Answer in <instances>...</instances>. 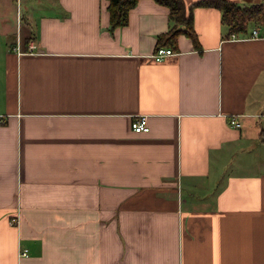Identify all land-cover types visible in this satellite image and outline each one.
I'll list each match as a JSON object with an SVG mask.
<instances>
[{"label":"crops","instance_id":"crops-1","mask_svg":"<svg viewBox=\"0 0 264 264\" xmlns=\"http://www.w3.org/2000/svg\"><path fill=\"white\" fill-rule=\"evenodd\" d=\"M107 6L0 4V264H264V29L197 7L155 63L168 9Z\"/></svg>","mask_w":264,"mask_h":264},{"label":"trees","instance_id":"trees-1","mask_svg":"<svg viewBox=\"0 0 264 264\" xmlns=\"http://www.w3.org/2000/svg\"><path fill=\"white\" fill-rule=\"evenodd\" d=\"M109 14V32L127 25L129 12L139 0H106ZM168 9L171 27L156 37V48L177 49V39L186 35L197 48L193 28V10L197 7L215 8L221 12V21L228 28L226 37L232 34L246 36L251 27L264 29V0L255 4H238L227 0H203L186 6L183 0H152ZM27 41L25 45H27Z\"/></svg>","mask_w":264,"mask_h":264},{"label":"built area","instance_id":"built-area-1","mask_svg":"<svg viewBox=\"0 0 264 264\" xmlns=\"http://www.w3.org/2000/svg\"><path fill=\"white\" fill-rule=\"evenodd\" d=\"M236 34H232L230 35V38L232 40H243V39H257L259 38V34H258V30L255 29L251 32L250 37H236ZM33 48V47H32ZM16 51L18 53L19 49L16 48ZM32 52V50H30ZM174 55V51L170 48H164V47H158L155 49V51L153 52V54H151L150 58L152 59L153 62L155 63H161L164 60H166L169 57H172ZM229 125L231 128H240V123L238 121V118L236 117H232L230 119ZM131 129L134 133L136 134H141V133H148L149 132V127L147 125L146 122V118L144 116L138 117L136 119H134L131 123Z\"/></svg>","mask_w":264,"mask_h":264},{"label":"rangeland","instance_id":"rangeland-1","mask_svg":"<svg viewBox=\"0 0 264 264\" xmlns=\"http://www.w3.org/2000/svg\"><path fill=\"white\" fill-rule=\"evenodd\" d=\"M28 1L31 3H37V4L42 2V0H0V4L5 3L9 6V13L12 12L10 10L11 4L14 6L13 7L14 8V16L12 17L13 23H14V32H15V24H16V20H15L16 14L18 13L19 17H21V15H23L24 5H26V3ZM257 1H256V3L262 2V0H257ZM1 13H3V12L0 10V17H1Z\"/></svg>","mask_w":264,"mask_h":264}]
</instances>
